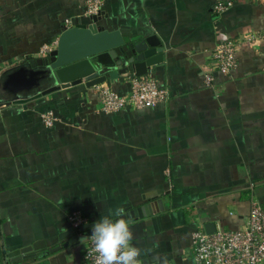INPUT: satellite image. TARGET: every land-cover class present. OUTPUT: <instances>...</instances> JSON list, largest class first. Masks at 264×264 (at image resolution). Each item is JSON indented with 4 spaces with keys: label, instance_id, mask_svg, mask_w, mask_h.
<instances>
[{
    "label": "crops",
    "instance_id": "1",
    "mask_svg": "<svg viewBox=\"0 0 264 264\" xmlns=\"http://www.w3.org/2000/svg\"><path fill=\"white\" fill-rule=\"evenodd\" d=\"M90 1L0 0V72L46 54L64 29L100 14L96 24L107 30L155 36L162 57L147 70L169 87V98L104 113L98 87L106 83L82 80L26 102H0V264H78L86 238L40 251L81 234L68 220L79 203L104 204L110 215L111 202L125 203L119 210L159 196L164 210L123 217L139 262L188 264L195 229H239L253 202L264 209V0H233L220 14L211 11L216 0H97L92 14L85 12ZM248 35L253 40L237 50L235 69L214 71V45ZM129 78L122 73L110 86L124 91ZM46 109L55 115L52 126L42 120ZM143 156L151 176L127 183ZM161 168L166 176L157 174ZM126 186L148 189L128 199ZM37 240L43 247L31 255L8 256Z\"/></svg>",
    "mask_w": 264,
    "mask_h": 264
},
{
    "label": "water",
    "instance_id": "2",
    "mask_svg": "<svg viewBox=\"0 0 264 264\" xmlns=\"http://www.w3.org/2000/svg\"><path fill=\"white\" fill-rule=\"evenodd\" d=\"M99 17L100 14H93V23H77L64 29L56 48L46 54L31 57L2 70L0 102H26L82 80L90 85L100 82L110 85L122 73L141 75L148 71L147 67L161 60L162 54L157 48L159 42L154 35L135 37L123 34L118 29L107 30L96 24ZM122 209L125 211L123 217L137 218L164 210L165 202L159 196L135 207L127 205ZM94 223L89 221L81 224V234L75 233L68 241L42 249L40 255L85 239L91 233ZM208 226L207 232L215 229L211 223ZM42 245L43 241L37 240L10 252L8 256L19 253L16 259L25 257L32 250H39Z\"/></svg>",
    "mask_w": 264,
    "mask_h": 264
},
{
    "label": "built area",
    "instance_id": "3",
    "mask_svg": "<svg viewBox=\"0 0 264 264\" xmlns=\"http://www.w3.org/2000/svg\"><path fill=\"white\" fill-rule=\"evenodd\" d=\"M233 5V0H216L211 4V11L220 14ZM99 10L97 0L87 3L86 13ZM64 23L69 20L65 18ZM253 40L252 35L231 37L216 43L211 51L210 65L223 76L229 75L237 66V50ZM214 80L212 72L204 76V83ZM100 109L103 112H115L123 108L141 109L165 102L169 98V87L158 82L148 70L142 75H132L124 91L113 89L103 84L98 87ZM42 120L52 126L55 115L51 109L42 113ZM68 220L73 229H79L83 223L80 214L72 212ZM85 239L78 264H94L91 253V240ZM188 264H261L264 261V209L258 202H253L245 226L235 230L216 228L212 232L195 229L191 234V253Z\"/></svg>",
    "mask_w": 264,
    "mask_h": 264
},
{
    "label": "clouds",
    "instance_id": "4",
    "mask_svg": "<svg viewBox=\"0 0 264 264\" xmlns=\"http://www.w3.org/2000/svg\"><path fill=\"white\" fill-rule=\"evenodd\" d=\"M122 212L103 215L91 226L94 264H140V249L132 242L133 232Z\"/></svg>",
    "mask_w": 264,
    "mask_h": 264
},
{
    "label": "rangeland",
    "instance_id": "5",
    "mask_svg": "<svg viewBox=\"0 0 264 264\" xmlns=\"http://www.w3.org/2000/svg\"><path fill=\"white\" fill-rule=\"evenodd\" d=\"M101 83V82H100ZM100 83H96V84H100ZM128 109H131V108H128ZM131 110H141V109H131ZM98 112V111H97ZM103 112V111H102ZM104 113H108V112H104ZM148 158L149 156H143L142 157V160H143V163H142V168L139 170V171H134L133 169H129L130 171H127V180L126 182H132L134 177H136V181H138L137 178H141L142 181L140 183H145L147 182V179L149 178V176H151V170H150V166H149V162H148ZM161 167H164V165H160ZM161 171H157V174L160 175V176H166V171H162V168L160 169ZM139 184V183H138ZM145 189H148L147 187L145 188V186H126V196L127 198L129 199V196L133 193V192H139V190L141 191H144ZM149 191V190H148ZM150 192H153L152 195H157V192L155 189H152ZM116 194L115 192V187H111L110 188V199L112 200L113 199V196ZM155 197V196H154ZM94 198H100V195H96L94 196ZM122 204H125V203H113L111 202V209H112V212H115L116 210H118L119 206L122 205ZM126 204H132V201L129 203H126ZM79 207H81V205L83 207H81V209L83 210V208H86V212L84 213V211L78 210L75 209L76 213L80 214L81 218L83 219V223L84 222H89V221H96L97 219H99L101 216L103 215H106L107 214V207L105 208V205L104 204H92V202H85L83 204L79 203L78 204ZM104 211V212H103ZM83 212V214H82ZM110 214V215H111Z\"/></svg>",
    "mask_w": 264,
    "mask_h": 264
},
{
    "label": "trees",
    "instance_id": "6",
    "mask_svg": "<svg viewBox=\"0 0 264 264\" xmlns=\"http://www.w3.org/2000/svg\"><path fill=\"white\" fill-rule=\"evenodd\" d=\"M8 263V262H7ZM7 263H5V264H7Z\"/></svg>",
    "mask_w": 264,
    "mask_h": 264
}]
</instances>
